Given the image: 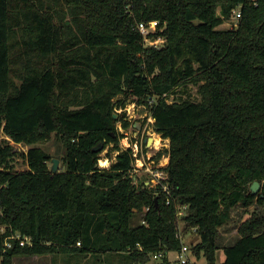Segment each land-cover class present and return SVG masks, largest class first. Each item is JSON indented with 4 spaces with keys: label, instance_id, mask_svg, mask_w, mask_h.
I'll list each match as a JSON object with an SVG mask.
<instances>
[{
    "label": "trees",
    "instance_id": "obj_1",
    "mask_svg": "<svg viewBox=\"0 0 264 264\" xmlns=\"http://www.w3.org/2000/svg\"><path fill=\"white\" fill-rule=\"evenodd\" d=\"M238 7L236 25L218 28ZM154 20L149 37H164L160 46L145 45L137 28ZM189 82L199 99L168 101ZM128 101L146 106L153 132L169 140L168 204L161 187L135 184L132 150L120 147L117 124L130 121L116 110ZM0 131L9 139L0 142V264L123 253L131 264L163 253L168 264L182 246L180 204L196 228V256L264 264V212L219 244L236 206L264 202L249 189L264 186V0H0ZM52 133L64 144L63 171L52 172L50 156L33 146ZM10 141L31 146L21 153L28 169L14 170ZM110 144L115 161L99 167ZM15 231L32 243L8 238Z\"/></svg>",
    "mask_w": 264,
    "mask_h": 264
},
{
    "label": "rangeland",
    "instance_id": "obj_2",
    "mask_svg": "<svg viewBox=\"0 0 264 264\" xmlns=\"http://www.w3.org/2000/svg\"><path fill=\"white\" fill-rule=\"evenodd\" d=\"M236 20L234 17H231L228 20H224L218 28L227 29L232 28L236 25ZM192 98L199 99L200 95L198 93V84L193 82H189L187 87H179L176 89L175 93H172L168 96V101H180V99ZM119 113L124 111L126 113L127 119L130 121V126L128 129H120V123L117 124L118 131L123 134L120 138V147L126 148L128 145H131L135 148V144L137 143L138 149L140 150L139 157L141 159L137 164L141 167L139 173L131 174L136 176L135 184L139 186V184L144 181L145 185L150 189L152 193L154 188L150 178L146 176L147 173L146 168L151 167L152 165H159V170H162L168 162L169 156L167 153V149H169V140L163 139L159 134H156L152 130L151 123L148 121L149 111L148 108L142 104H138L135 101H128L122 109H118ZM118 112V111H117ZM158 135L161 138V143L157 146L154 144V141L148 143L149 138ZM148 140L145 142V139ZM4 139L9 140L1 131H0V142ZM12 145H14L15 149L18 151V155L15 156L11 162L15 171H22L28 169V165L24 156L21 153H25L31 146L24 144H16L10 141ZM33 146L41 148L50 156V161L48 162V167L51 169L52 160H58L57 171H63L64 165L62 159L65 155V148L63 142L58 138L55 133H52L49 139L38 142ZM112 144L108 145L100 154L99 160H104V165L106 168L110 166L115 161V154L117 152L111 151ZM160 153V156L157 157V154ZM150 158V159H148ZM108 159V160H107ZM154 162H152V160ZM107 160V161H106ZM101 164V163H100ZM99 165V162H98ZM258 195H262L264 198V186L263 182H260ZM146 209V208H144ZM143 209V211H144ZM184 212H187L185 208H182ZM253 211L264 212V202L259 204L254 202L249 207H243L241 205L236 206L231 212L230 221L219 228V244L221 246L233 243L237 237V227L239 224L249 216V214ZM135 217L132 220V224H136L140 222L139 217L141 216V210H137ZM177 230H180L182 233L183 244H186L190 251L188 253L189 263L188 264H208L206 259L203 256H196L193 251V246L198 242V236L196 231L192 230V228H188L186 226L185 220L182 217H177ZM4 230V226H0V231ZM217 262H221L224 259V253L220 249L217 251ZM77 255H69V254H43V255H34V256H25V255H17L13 257L12 264H76ZM130 257L127 254L121 255H113L109 258V260L100 257L95 254L93 258H88L83 260L80 264H131L129 259ZM176 257L172 254H168L169 263L168 264H179V261L175 259ZM162 256L156 259H150L147 263L144 264H161Z\"/></svg>",
    "mask_w": 264,
    "mask_h": 264
},
{
    "label": "built area",
    "instance_id": "obj_3",
    "mask_svg": "<svg viewBox=\"0 0 264 264\" xmlns=\"http://www.w3.org/2000/svg\"><path fill=\"white\" fill-rule=\"evenodd\" d=\"M240 15H241L240 7H238L233 12V17L236 20V22L239 20ZM157 27H158V22L155 20L150 21L148 23H144V22L138 23L137 28L143 36V42L145 45L160 46L164 43L165 39L162 36H158L156 38L149 37V34L155 32L157 30ZM150 103H151V101H150ZM116 111L119 112V110H116ZM148 121L150 123H153L154 119L151 116H149ZM120 129H121V127H120ZM147 140H148V138L145 139V142ZM126 148H131L132 156L134 158L133 169L131 172L139 173L143 164H141V167L137 164V162L141 161V159L139 157L140 150L138 149L137 143L135 144V148L132 147L131 145H128ZM126 148H123V149H126ZM148 159H150V158H148ZM151 160H152V162H154L153 159H151ZM100 161L101 160H99V167L105 168L104 165L100 164ZM156 167H159V165H152L151 167H147L146 168L147 173H145V174L147 177L150 178V181L152 182L153 186H155L157 188L161 187L162 192L165 193V201L168 204L170 202V198H171V194H170L171 191H170V187H169L168 182H167L168 173L164 170L165 167L162 168V170H159ZM134 181L136 182V176H134ZM177 208H178V210H177L176 216L183 218V216H185L186 212H184L182 208L186 209V205L180 204L177 206ZM146 210H147V208L144 209V211H146ZM142 223L145 224V221H142ZM191 228H192V230L196 231L195 227H191ZM8 238H11L12 240L17 241L18 244L21 246L28 245V244L32 243L31 238L29 236L21 235V233L19 231L13 232ZM178 238L181 239V241H182L181 249L179 251L169 252L168 254L169 255L173 254L176 257L175 259H177V261H179V264H188L189 263L188 253L191 251H190V248L186 244H183L184 241L182 240V233L180 232V230H178ZM77 244L79 245V243H77ZM5 246L6 247L11 246V241H9V239H7V238L5 241ZM160 256L163 257V253H157V254L153 255V258L158 259Z\"/></svg>",
    "mask_w": 264,
    "mask_h": 264
},
{
    "label": "water",
    "instance_id": "obj_4",
    "mask_svg": "<svg viewBox=\"0 0 264 264\" xmlns=\"http://www.w3.org/2000/svg\"><path fill=\"white\" fill-rule=\"evenodd\" d=\"M113 116L116 118L117 117V114L114 113ZM151 141V138H149V141L148 143L150 144ZM101 148V145L99 144L97 147L94 148V151L96 150H99ZM57 166H58V160L56 159H53L52 160V167H51V171L52 172H56L57 171ZM259 185H260V182L259 181H254L251 185H250V192L252 194H256L258 192V189H259ZM155 201V204L157 205V198L154 199Z\"/></svg>",
    "mask_w": 264,
    "mask_h": 264
},
{
    "label": "bare ground",
    "instance_id": "obj_5",
    "mask_svg": "<svg viewBox=\"0 0 264 264\" xmlns=\"http://www.w3.org/2000/svg\"><path fill=\"white\" fill-rule=\"evenodd\" d=\"M160 140H161V138L158 135H155V136L151 137V141H154V144L157 145V146L161 143ZM100 163L101 164H105V161L102 160V161H100Z\"/></svg>",
    "mask_w": 264,
    "mask_h": 264
},
{
    "label": "crops",
    "instance_id": "obj_6",
    "mask_svg": "<svg viewBox=\"0 0 264 264\" xmlns=\"http://www.w3.org/2000/svg\"><path fill=\"white\" fill-rule=\"evenodd\" d=\"M156 260H158V259H156Z\"/></svg>",
    "mask_w": 264,
    "mask_h": 264
}]
</instances>
